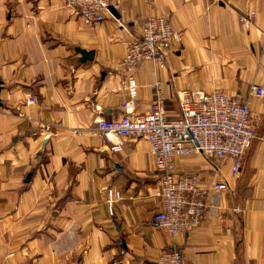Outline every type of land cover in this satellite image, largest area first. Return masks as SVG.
Segmentation results:
<instances>
[{
	"label": "crops",
	"instance_id": "1",
	"mask_svg": "<svg viewBox=\"0 0 264 264\" xmlns=\"http://www.w3.org/2000/svg\"><path fill=\"white\" fill-rule=\"evenodd\" d=\"M111 4L119 19L85 26L64 0H0V264H153L169 250L191 264H264V100L250 91L264 87V0ZM248 10L257 18L243 30L237 17ZM153 16L180 43L164 68L134 70L133 115L146 112L156 80L169 116L180 91L223 89L248 103L256 136L236 177L229 160L173 158L178 174L228 183L208 198L201 225L177 235L153 222L163 204L148 144L126 139L111 152L95 125L123 115L126 43ZM109 190L121 196L112 213Z\"/></svg>",
	"mask_w": 264,
	"mask_h": 264
},
{
	"label": "built area",
	"instance_id": "2",
	"mask_svg": "<svg viewBox=\"0 0 264 264\" xmlns=\"http://www.w3.org/2000/svg\"><path fill=\"white\" fill-rule=\"evenodd\" d=\"M216 4L233 0H212ZM85 26L102 23L113 15L109 12L111 0H64ZM253 10L238 14V23L248 30L256 20ZM180 43V33L175 31L163 17L146 18L139 30L130 35L126 43L121 65L127 75L129 100L121 109L120 118L96 120L97 131L110 143V151L122 150L124 140L144 141L158 174V188L154 196L161 198L163 209L154 214L153 222L170 235L190 232L198 228L206 217L207 200L216 193L228 189L226 181L209 185L202 183L200 174H178L173 158L201 155L206 160L230 161V175L236 177L242 156L255 140L253 123L246 101L230 97L223 89L212 92L177 93L178 112L169 116L164 107L161 82L151 85V101L146 112L134 116L138 84L133 77L136 67L143 62H156L165 67V59L175 45ZM251 94L264 100V87L254 85ZM28 103H34L29 98ZM121 200L118 192H107V205L112 213V204ZM212 208L217 209L214 203ZM110 264H118L112 262ZM153 264H191L177 250L162 251Z\"/></svg>",
	"mask_w": 264,
	"mask_h": 264
},
{
	"label": "water",
	"instance_id": "3",
	"mask_svg": "<svg viewBox=\"0 0 264 264\" xmlns=\"http://www.w3.org/2000/svg\"><path fill=\"white\" fill-rule=\"evenodd\" d=\"M109 12L113 15L114 18L119 19V15L113 7L109 8ZM80 54L82 56L83 61H85L87 59L91 61L92 55H93L92 53H86L84 51H80ZM1 90H2V86H1V82H0V92H1ZM0 106H1V103H0Z\"/></svg>",
	"mask_w": 264,
	"mask_h": 264
},
{
	"label": "trees",
	"instance_id": "4",
	"mask_svg": "<svg viewBox=\"0 0 264 264\" xmlns=\"http://www.w3.org/2000/svg\"><path fill=\"white\" fill-rule=\"evenodd\" d=\"M164 107H165V106H164ZM177 112H178V109H177ZM177 112H176V113H177ZM176 113H175V114H176ZM178 252H179V251H178Z\"/></svg>",
	"mask_w": 264,
	"mask_h": 264
}]
</instances>
